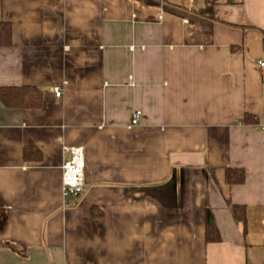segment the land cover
<instances>
[{
  "label": "crops",
  "instance_id": "0c3cea01",
  "mask_svg": "<svg viewBox=\"0 0 264 264\" xmlns=\"http://www.w3.org/2000/svg\"><path fill=\"white\" fill-rule=\"evenodd\" d=\"M3 22L0 87L42 101H0V264H264V0H0Z\"/></svg>",
  "mask_w": 264,
  "mask_h": 264
},
{
  "label": "trees",
  "instance_id": "16d2710c",
  "mask_svg": "<svg viewBox=\"0 0 264 264\" xmlns=\"http://www.w3.org/2000/svg\"><path fill=\"white\" fill-rule=\"evenodd\" d=\"M11 26L9 23H0V45H8L11 42ZM264 47V34H263ZM0 101L4 106L10 108H32L38 107L42 101V92L35 86H2L0 87ZM39 157V150L25 149V156ZM245 180V173L240 168H229L226 170V181L229 184H240ZM233 212L236 219L246 225V209L242 205H234ZM95 213V211H94ZM97 214V213H96ZM206 239L208 241L218 240L214 230L210 212L206 213Z\"/></svg>",
  "mask_w": 264,
  "mask_h": 264
},
{
  "label": "built area",
  "instance_id": "2783aa9c",
  "mask_svg": "<svg viewBox=\"0 0 264 264\" xmlns=\"http://www.w3.org/2000/svg\"><path fill=\"white\" fill-rule=\"evenodd\" d=\"M259 66L264 72V60H259ZM56 96H61L62 88L54 87ZM142 111L136 109L132 113L130 126L139 123ZM67 157L62 165V198L64 207L74 204V199L82 193L85 186L84 149L80 146H64Z\"/></svg>",
  "mask_w": 264,
  "mask_h": 264
}]
</instances>
